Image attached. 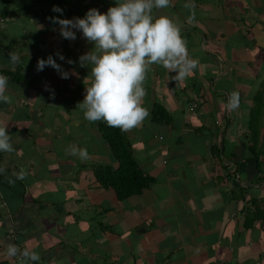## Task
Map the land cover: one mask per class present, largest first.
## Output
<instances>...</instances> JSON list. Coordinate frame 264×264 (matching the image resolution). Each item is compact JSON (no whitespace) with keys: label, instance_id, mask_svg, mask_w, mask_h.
I'll return each instance as SVG.
<instances>
[{"label":"crops","instance_id":"0c3cea01","mask_svg":"<svg viewBox=\"0 0 264 264\" xmlns=\"http://www.w3.org/2000/svg\"><path fill=\"white\" fill-rule=\"evenodd\" d=\"M263 84L264 0H0V264H264Z\"/></svg>","mask_w":264,"mask_h":264},{"label":"trees","instance_id":"16d2710c","mask_svg":"<svg viewBox=\"0 0 264 264\" xmlns=\"http://www.w3.org/2000/svg\"><path fill=\"white\" fill-rule=\"evenodd\" d=\"M264 87V84L262 85ZM255 105L250 112V151L259 161L260 154L258 134L264 129V90L259 89L255 97ZM258 102V103H257ZM162 109H157L155 117L159 118ZM98 129L103 139L108 143L112 154L118 163L113 170L111 167H97L95 178L101 187L111 189L120 201L135 195H140L153 183L136 162L130 143L122 131L119 121L109 113L98 115ZM259 132V133H258ZM264 163L259 161L258 171L264 178Z\"/></svg>","mask_w":264,"mask_h":264},{"label":"rangeland","instance_id":"374dc122","mask_svg":"<svg viewBox=\"0 0 264 264\" xmlns=\"http://www.w3.org/2000/svg\"><path fill=\"white\" fill-rule=\"evenodd\" d=\"M262 71V70H261ZM261 89H263L264 90V87H262ZM98 124V123H97ZM107 155H112V153L111 152H107Z\"/></svg>","mask_w":264,"mask_h":264},{"label":"built area","instance_id":"2783aa9c","mask_svg":"<svg viewBox=\"0 0 264 264\" xmlns=\"http://www.w3.org/2000/svg\"><path fill=\"white\" fill-rule=\"evenodd\" d=\"M195 109V106H193V110Z\"/></svg>","mask_w":264,"mask_h":264}]
</instances>
